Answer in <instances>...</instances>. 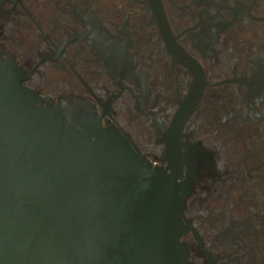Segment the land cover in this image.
I'll return each instance as SVG.
<instances>
[{
	"label": "flooded vegetation",
	"instance_id": "af4514ba",
	"mask_svg": "<svg viewBox=\"0 0 264 264\" xmlns=\"http://www.w3.org/2000/svg\"><path fill=\"white\" fill-rule=\"evenodd\" d=\"M0 47L176 167L190 261L264 264V0H0Z\"/></svg>",
	"mask_w": 264,
	"mask_h": 264
},
{
	"label": "water",
	"instance_id": "95a60500",
	"mask_svg": "<svg viewBox=\"0 0 264 264\" xmlns=\"http://www.w3.org/2000/svg\"><path fill=\"white\" fill-rule=\"evenodd\" d=\"M171 169L91 102L28 87L0 47V264H195Z\"/></svg>",
	"mask_w": 264,
	"mask_h": 264
}]
</instances>
